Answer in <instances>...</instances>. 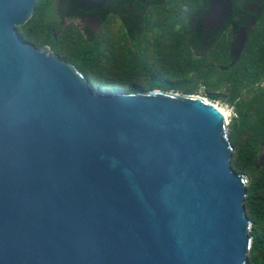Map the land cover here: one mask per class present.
<instances>
[{"label":"water","instance_id":"obj_1","mask_svg":"<svg viewBox=\"0 0 264 264\" xmlns=\"http://www.w3.org/2000/svg\"><path fill=\"white\" fill-rule=\"evenodd\" d=\"M38 3L0 0V264H250V180L233 167L222 109L96 89L21 36ZM231 12L210 0L203 20L218 28Z\"/></svg>","mask_w":264,"mask_h":264},{"label":"rangeland","instance_id":"obj_2","mask_svg":"<svg viewBox=\"0 0 264 264\" xmlns=\"http://www.w3.org/2000/svg\"><path fill=\"white\" fill-rule=\"evenodd\" d=\"M48 2L49 0H39L38 15L43 12ZM198 3L199 0H170L163 5L153 6L149 9L146 15L143 37L144 52L138 59L140 63L138 66H135L133 62L125 26L119 19L111 16L103 25L98 38L90 41L99 48L100 58L97 62H91L90 74L94 80L88 79L96 89H101L104 92L128 93L127 85L124 83L125 80H135L145 86L148 75L153 70L158 69L155 71L173 81L180 83L189 81L192 84H197L198 90L193 93H187L181 89H170L168 91L200 95L226 111L230 138L231 140L232 137L235 138V142L232 140L234 145L233 167L236 171L245 173L249 177L248 197L254 198L256 211L263 215L264 189L261 183L264 180V165H261L260 161H264V146H261L264 143V94L261 93L258 100L253 101V98L258 92L264 91V81L260 77L254 82V85L252 84L251 87L248 86L245 89L244 98L246 101H253L248 110L249 115L246 123L250 124V128L247 130L239 110L229 101V96L232 93L229 84L220 82L214 87H208L202 83L204 77L218 67L221 57H223L222 54H225L224 52L227 50H231L230 38L225 37L218 40L217 44L209 49L208 53L197 61L189 72L181 71L183 38L180 34L183 19L197 7ZM173 23H175L174 27H172ZM52 30L60 34L58 37L60 43L56 46H53L51 42L47 43L52 40L53 33L51 32V35L49 32H42L39 26L30 27L25 31L20 30L19 33L24 40L37 48L47 46L63 58L68 57L77 60L80 51L75 43L84 44L86 42L77 24L67 22V27L62 24H55L51 27ZM263 35L264 31L261 29L254 32L240 60L241 69L246 74L264 70V55L262 54L264 52H261L264 43ZM229 61V56H226L223 63ZM252 87L255 88V92L250 93L249 90ZM212 93H224L225 97H211L210 94ZM258 141L261 142L258 143L260 150L257 152L256 158L259 161L257 163H260V169L258 173L252 174L249 172V159L252 157V145H256ZM249 205L247 200L248 214L253 221L252 231L254 229L259 230V233L263 234V229L254 226L253 210Z\"/></svg>","mask_w":264,"mask_h":264},{"label":"trees","instance_id":"obj_3","mask_svg":"<svg viewBox=\"0 0 264 264\" xmlns=\"http://www.w3.org/2000/svg\"><path fill=\"white\" fill-rule=\"evenodd\" d=\"M207 0H199L198 4H202L203 2H206ZM162 0L157 1H151V2H140L138 0H122L117 3H114L111 5L110 9H108L106 12L113 11L115 6H118L120 4H126L125 8L127 11V17L128 21H126L127 25V34H128V41L130 44L131 54L133 55V62L135 66L140 65L139 63V57L144 52V44H143V37L145 33V22L146 17L141 16L138 17H132L131 12L129 11L130 5H136L139 6L140 10H147L149 11V7L153 6H159L161 5ZM39 4V3H38ZM65 4L67 5V15L73 16L74 14H77L79 12V9L75 7V0H65ZM197 9V7H195ZM194 9V10H195ZM208 9V7L198 9L196 12V18L198 21H201L203 18L204 11ZM56 10V4L55 0H49L46 8L43 10V12L38 15L39 13V5H37L35 14L33 18L19 31H25L26 29L34 26H39L40 30L42 32H49L51 33V27L55 24L53 23L57 19V12ZM140 13V12H139ZM147 15V13H146ZM244 25V24H243ZM241 23H235L236 27L243 26ZM175 26V23H173V26ZM191 19L189 18V15L183 19V26H182V32L181 36L183 38V49H182V61L180 64L181 71L189 72L190 69H192V66L199 61L202 57H204L210 47L208 45L210 42L207 40V36L203 34L202 27L199 24V27L192 32L191 30ZM258 29V24L255 27V29H252V33ZM264 31V28H263ZM192 32V33H191ZM52 35V33H51ZM174 35V34H172ZM83 37V35H82ZM84 38V37H83ZM86 42L84 44L80 42H76L75 45L78 46L80 51V56L77 59L79 63L77 64V60H74L72 58L64 57L67 61L76 64V67L86 75L87 78L94 80V78L90 74V67L92 66L91 62H97L100 58L99 48L96 46L95 43H91L86 38H84ZM263 41H264V35H263ZM51 42L53 46H56L59 44V40L55 41L52 35V40L48 41L47 43ZM261 52H264V43L262 46ZM223 57L220 61V64L216 69L211 71L209 74H207L202 83H204L208 87H214L215 85H218L220 82H227L229 86L231 87V95L229 96V101L239 110L240 116L243 119L244 126L248 130L250 128V124L247 121V117L249 115L248 110L249 107L253 104L254 100H258L260 97V94L263 92H258L253 98V101H246L245 97V89L254 85V82H256L260 77L264 79V70H258L254 73H245L241 69L240 60L236 59L232 53L231 50H227L224 52ZM264 55V53H262ZM226 56H229V62L223 63L226 60ZM264 58V57H263ZM160 69V67H158ZM158 70V69H155ZM153 70L150 75H148V79L146 81V85L143 86V84L135 80H125L124 83L127 85L128 92H140L147 90H153V89H162V90H170V89H181L184 90L187 93H193L198 90L197 84H192L189 81H183V83L176 82L171 80L168 77H165L164 75L158 73L157 71ZM98 78V77H97ZM99 79V78H98ZM250 93L255 92V88L252 87L249 90ZM211 97H225L224 93L219 94H210ZM244 129V130H246ZM237 139V136H236ZM232 140L235 142V138L232 137ZM261 141H258L256 145H252L253 151H252V157L249 159V165L250 169L249 172L252 174L258 173L260 163H257L256 154L260 150V145L258 144ZM255 165V166H254ZM262 188L264 189V180L261 183ZM248 203L250 204V208L253 210V219H254V226L255 228H261L263 229V234L259 233V230H253L251 232V235L254 237L253 247L250 255V264H264V214L260 215L255 208V200L252 197H248Z\"/></svg>","mask_w":264,"mask_h":264},{"label":"flooded vegetation","instance_id":"obj_4","mask_svg":"<svg viewBox=\"0 0 264 264\" xmlns=\"http://www.w3.org/2000/svg\"><path fill=\"white\" fill-rule=\"evenodd\" d=\"M168 1L170 0H162L161 5L165 4ZM230 2L232 5L231 15L218 28H216L210 22L205 23L203 18L201 19V21H198V19L196 18V12L198 9L200 10L201 8L208 7V9H206L203 13V17H204V14L210 8V0L203 2L201 5L198 4L197 9L193 10L189 14V18L191 19V25H192L191 30L192 32H194V30H196V28H198L200 24L202 27L203 34L207 36V40L210 42V44L208 45L210 49L213 48L217 44V41L220 40L221 38H225V37L230 38L232 53L236 59L241 60L244 52L246 51L248 43L250 42V38L253 35L252 29H255L257 24H258V29L263 30L264 28V0H230ZM55 4H56L55 11L57 12L58 16L53 23L59 25L62 24L64 27H67V22L75 23L79 27V31H81L83 37L88 39L89 41L98 38L99 34L101 33V29L103 25L109 20L111 16H114L117 19H119L122 22V24L125 26L126 34L128 32L126 25L127 23L125 21V20L128 21V17H127L128 10L125 8L126 4H120L118 6H115L114 10L113 11L111 10L109 12L106 11L110 9L111 6L102 12H98V11L86 12L79 10V12H77V14H74L73 16L67 15V5L65 4V0H55ZM149 8H151V6ZM129 11L131 12L132 17H138V18H140L141 16L146 17V13H147V10L145 11L140 10L139 6H136L135 4L130 5ZM235 23H241L242 25L243 24L244 25L238 28L235 26ZM52 33L54 40L58 41L59 40L58 37L60 36V34H57L54 30H52ZM241 37L243 38L247 37L248 40L245 50L243 51L242 55L238 58L234 53V47L238 39ZM50 50L54 52L51 48ZM54 53L59 55L57 52ZM222 58L224 57H221V59ZM261 146L263 147L264 143H262ZM260 163L261 165H264L263 160H261Z\"/></svg>","mask_w":264,"mask_h":264},{"label":"bare ground","instance_id":"obj_5","mask_svg":"<svg viewBox=\"0 0 264 264\" xmlns=\"http://www.w3.org/2000/svg\"><path fill=\"white\" fill-rule=\"evenodd\" d=\"M222 109V111L225 113V115H226V118H227V120H228V116H227V113H226V111L223 109V108H221Z\"/></svg>","mask_w":264,"mask_h":264}]
</instances>
